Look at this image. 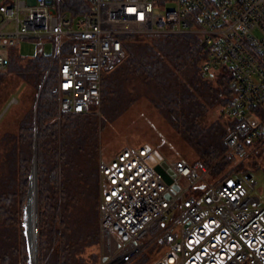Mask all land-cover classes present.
I'll use <instances>...</instances> for the list:
<instances>
[{
  "label": "built area",
  "instance_id": "obj_1",
  "mask_svg": "<svg viewBox=\"0 0 264 264\" xmlns=\"http://www.w3.org/2000/svg\"><path fill=\"white\" fill-rule=\"evenodd\" d=\"M64 1L0 3V70L21 39H52L47 71L55 65L58 115L99 104L102 76L124 57L127 34H199L200 73H225L233 89L220 109L218 159L227 169L217 180L200 183L210 168L178 160L167 162L174 171L167 183L145 146L99 158V264H130L147 247L145 264H264V203L246 192L257 182L250 170L239 169L246 162L264 169V0H77L67 9Z\"/></svg>",
  "mask_w": 264,
  "mask_h": 264
},
{
  "label": "trees",
  "instance_id": "obj_2",
  "mask_svg": "<svg viewBox=\"0 0 264 264\" xmlns=\"http://www.w3.org/2000/svg\"><path fill=\"white\" fill-rule=\"evenodd\" d=\"M73 4L79 7L77 0L64 1L63 7ZM122 37L124 57L102 76V114L108 118L118 115L132 100L127 95V83L138 78L153 90L151 99L165 119L197 157L211 165L224 151L226 128L222 121L201 125L200 119L208 106L229 102L233 94L229 75L221 72L216 87L202 76L204 48L197 33ZM14 49L8 50L0 84L4 74L13 72L35 89L41 86L34 114L32 109L26 110L17 130L4 134L7 142L0 166V264H26L21 213L34 138L38 264H96L93 253L90 262L80 255L83 245L96 243L98 236L96 148L95 143L91 149L85 145L90 113H62L61 122H56L55 65L47 71L51 57L42 52L24 57ZM218 162L214 171L227 165L224 160ZM147 260L144 252L130 264H145Z\"/></svg>",
  "mask_w": 264,
  "mask_h": 264
},
{
  "label": "rangeland",
  "instance_id": "obj_3",
  "mask_svg": "<svg viewBox=\"0 0 264 264\" xmlns=\"http://www.w3.org/2000/svg\"><path fill=\"white\" fill-rule=\"evenodd\" d=\"M3 0H0V3ZM167 3L165 7H171ZM160 10V9H156ZM41 48V50H40ZM17 53L24 57H31L35 54L42 52L43 54L49 55L52 59L54 54L53 41L50 38H38V39H21L18 45L14 49ZM203 76V75H202ZM210 80L211 85L216 87L217 77H205ZM41 84V83H40ZM37 89L31 84L25 82L23 79L19 78L13 72H7L3 75V80L0 84V166L3 158V154L6 149V139H4V134L7 132H15L18 127V121L23 113L32 109L33 114L35 111L36 97L38 94L39 87ZM127 95L132 99L128 105H126L123 110L113 118H108L101 112V98L99 104H93L90 107V113L86 120L88 122V128H85V132L88 133L89 137L86 139V148L91 149L96 148V157L94 159V164L97 163V203L99 199V186H98V160L100 157L103 159L110 158L117 150L122 147L133 145V146H145L151 150L147 156V161L149 164L154 165L162 160L171 163L173 161L185 160L188 163L202 162L201 159L193 152V149L188 145L179 133L171 126V124L165 119L162 112L155 107L154 102L151 97L153 96V90L151 88H146L144 83L135 78L129 83H127ZM14 96L18 99L17 102H9L10 98ZM220 104H215L208 106L206 113L200 119L201 125H209L213 121H222L225 126V121L220 115ZM95 114V116L93 115ZM56 122H61V115L56 116ZM34 148V141H33ZM33 155V151H32ZM97 161V162H96ZM219 159L215 160L211 165H206L210 168L208 174L204 177V181L200 183H211L217 180L218 177L227 169V165L218 171L213 170V166L218 164ZM36 164V157H35ZM246 166H240L239 169L248 168L252 176L257 180L255 187L250 188L247 186V193L255 195L259 198L260 204L264 203V169L257 168L256 166L250 165L249 162L245 163ZM28 172V183L26 188V197L22 204L21 213V224L23 226L24 234V245L26 249L25 263L30 264L28 249L26 245V235L24 230L25 225V213L24 205L26 203L27 192L29 186V178L31 181V171L32 168V157L30 162ZM36 173V206H37V166ZM182 182L185 186L189 185V179L183 178ZM31 183V182H30ZM245 183V181H244ZM246 184V183H245ZM200 190L194 191L193 189L187 190V194H198ZM23 213H24V223H23ZM37 217V212H36ZM34 219H35V206H34ZM35 223V222H34ZM98 227V225H97ZM38 232V230H37ZM27 233V231H26ZM28 236V233H27ZM29 239V237H28ZM98 239V236H97ZM151 247H147L143 252H147ZM154 251H157L154 248ZM91 253L96 255L97 263L99 264V252L98 243L84 244L80 255L87 260L91 261ZM31 260V258H30ZM37 264H38V244H37Z\"/></svg>",
  "mask_w": 264,
  "mask_h": 264
},
{
  "label": "bare ground",
  "instance_id": "obj_4",
  "mask_svg": "<svg viewBox=\"0 0 264 264\" xmlns=\"http://www.w3.org/2000/svg\"><path fill=\"white\" fill-rule=\"evenodd\" d=\"M34 171V168L32 169ZM35 173V171H34ZM31 174V183L29 188V194L27 202L25 204L24 213H25V225L27 228V233L29 237V248H30V262L34 264L35 258V219H34V206H35V186H36V174Z\"/></svg>",
  "mask_w": 264,
  "mask_h": 264
},
{
  "label": "water",
  "instance_id": "obj_5",
  "mask_svg": "<svg viewBox=\"0 0 264 264\" xmlns=\"http://www.w3.org/2000/svg\"><path fill=\"white\" fill-rule=\"evenodd\" d=\"M41 85V84H40ZM35 157H36V138H34V148H33V155H32V169L34 168V171H36V164H35ZM154 168L159 171L164 179L166 180L167 183H171L172 182V176L174 175V171L172 170V168L168 165V163L164 160L157 162L154 164ZM36 173V172H35ZM247 177H249V174H247ZM29 185H30V178H29ZM173 187L175 189H177V185L172 183ZM28 191H29V187H28ZM27 198H28V192H27ZM27 198H26V202H27ZM26 204V203H25ZM25 207V205H24ZM36 212H37V206H36V186H35V258H34V264H37V217H36ZM23 223H24V213H23ZM25 235H26V245H27V249H28V254H29V260L28 262L31 264L30 262V248H29V239L26 233V229L24 230Z\"/></svg>",
  "mask_w": 264,
  "mask_h": 264
}]
</instances>
